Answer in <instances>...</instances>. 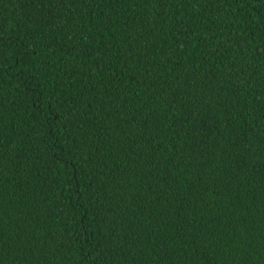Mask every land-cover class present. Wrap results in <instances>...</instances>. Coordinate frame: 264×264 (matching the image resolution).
Segmentation results:
<instances>
[{
  "label": "trees",
  "instance_id": "trees-1",
  "mask_svg": "<svg viewBox=\"0 0 264 264\" xmlns=\"http://www.w3.org/2000/svg\"><path fill=\"white\" fill-rule=\"evenodd\" d=\"M0 264H264V0H0Z\"/></svg>",
  "mask_w": 264,
  "mask_h": 264
}]
</instances>
